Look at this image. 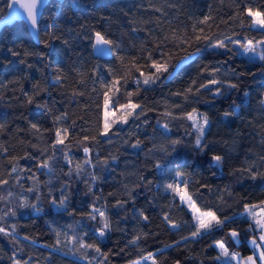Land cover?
I'll return each instance as SVG.
<instances>
[{"label": "trees", "instance_id": "1", "mask_svg": "<svg viewBox=\"0 0 264 264\" xmlns=\"http://www.w3.org/2000/svg\"><path fill=\"white\" fill-rule=\"evenodd\" d=\"M7 1L0 0V16L5 11ZM150 2L162 11L149 7ZM236 3L254 9L264 6V0H48L39 19L38 31L42 36L48 31H55V35L61 39L52 40L46 46L32 37L23 20H14L0 27V61L4 62L0 63V81L3 82L0 85V122H8V130L0 132V143L8 148V153L0 152V178L8 180L7 184L0 185V197L5 198L0 199V216L9 209L16 212L15 216H4L0 225L10 232L11 226L17 225L14 234L20 241L17 245L10 237L0 234V264H12V253L18 247H22L23 251L17 252L16 258L27 260L29 264H88L79 253L72 254L50 247L55 243L57 231L66 233L67 237L87 233V242L99 243L103 251L112 249L117 252L118 255L110 257L109 264H127L129 260L148 252L154 254L158 264H174L176 260L181 264H225L224 261L212 259L218 255V249L214 246V241L218 240H223L229 251H237L242 256L252 252L249 239L256 236L257 231L247 230L251 217L244 212V205L258 204L264 200V178L252 180L246 172L236 170L247 168L255 162L254 170L264 171V163L260 160L264 156V131L261 128L264 125L261 115L264 109L259 103L264 98V71L260 70L261 62L258 59L249 62L245 56L224 54V49H213L205 44L191 61L178 67L172 78H162L156 84L144 85L139 95L131 97L133 103L152 109L139 121L123 125L119 134L102 137L99 143L87 141L77 144L83 136L95 135L103 129L106 91L103 85L113 79V74L106 67H101L96 75H92L89 69L93 65H109L119 76L124 69L117 55H124L139 58V64L144 66L141 71L149 72L151 69L146 65L150 61L144 59L148 55L144 49H153L152 58L156 60L160 59L161 52L178 51L171 41L156 51V40L172 28L186 30L191 36L193 24L208 14L210 9L214 16V20L209 22L211 31H216V25H219L221 39L223 35L231 36L233 32L238 35L232 38L242 43L248 38H264V32L252 28L247 19L243 28L238 20H228L233 15ZM224 20H228L227 25L222 23ZM53 21L59 29L49 28ZM82 24L88 27L81 29ZM203 27L206 32L209 31L207 26ZM92 29L106 31L120 45L117 52L104 58L95 55L91 41L84 38L91 34ZM69 30H72L71 34ZM64 40L70 43L65 44ZM20 45L36 53L42 52L44 56H13L9 49L19 50ZM25 59L27 63H21ZM222 61L227 63H219ZM171 63L175 64L176 58ZM204 64L217 66L220 72L214 77L207 72L198 77L200 66ZM73 68L86 74L83 82H79L81 78L77 72L71 71ZM56 69L65 70L68 76L67 90L53 88L50 92H40L36 97L37 103L26 104L24 94H33L37 81L48 86ZM18 76H26L27 79L9 83ZM136 77H139V72L133 70L127 84L121 81L119 91L115 95L109 93L114 107L128 103L126 93L135 92ZM193 78H197V84L213 78L225 82L221 85L222 94L202 90L198 96H190L188 100L173 95L178 90L183 91ZM228 82L239 84V89H229ZM72 87L82 94L73 96ZM245 92L249 95L245 96ZM45 102L48 107L41 106ZM166 105L169 107L166 108ZM172 105L180 107H170ZM193 107L207 113L210 120L203 140V152L195 146L196 131L191 127V121L161 115L168 110L178 116L191 111ZM49 108L52 109L51 113ZM225 111L236 112L237 115L224 117L222 113ZM64 113H67V119L54 125L53 116ZM145 119L147 124L143 123ZM29 122L37 123L41 129H68L69 140L66 143L72 146L67 153L55 152L50 162L51 174L47 169L37 171V164L43 158L40 149L48 148L45 156L52 153L50 145L55 134L44 132L41 138L40 133L29 131ZM164 123H169L168 129L162 127ZM137 138L144 143L139 149H134L130 145ZM177 138H181L183 143L172 151V146L166 142ZM109 139L111 143L105 142ZM125 140L127 144L123 143ZM153 145L157 147L153 148ZM84 147L91 150L88 155L93 165L86 166L81 175L75 171L71 176L66 175L76 162L85 159ZM25 151L35 159H21L19 167L31 169V172L18 170L16 174L8 175L12 166L7 163V156H22ZM110 154L117 159L109 160L106 166L96 163L98 157L103 159ZM212 154L224 157L220 167L213 166L210 160ZM65 155L73 161L72 165L66 162ZM158 163L159 169L156 168ZM177 171L191 173L187 177L188 191L202 211H214L221 219L224 216L232 217L222 230L198 237L190 236L195 231L191 210L181 204L178 196L173 199L163 188L165 183L173 182L172 177ZM17 174L20 176L19 182L15 178ZM91 174L98 179L93 181ZM31 175H35L36 181L29 178ZM147 181H152V184L148 185ZM137 184L140 186L136 187ZM29 188L37 190L29 192ZM129 191L134 199H128ZM63 196H67V201L60 208L59 201ZM24 197L30 206L21 208L20 202ZM53 199L57 204L52 203ZM117 200L128 202L118 208L114 207ZM93 205L112 221V229L102 241L96 234L97 222L81 216L92 210ZM141 211L149 217L147 222L139 219ZM165 213L177 223V227L173 228L164 221ZM69 225L72 227L69 228ZM233 228L240 233L238 243L225 235ZM141 231L149 234L147 238L141 237L137 244H131L130 241ZM181 237L188 239L182 240ZM60 239L68 247L75 243H68L64 236ZM173 241H178V244H173ZM88 254L89 257L95 255L91 250H88ZM141 264H152V261H142Z\"/></svg>", "mask_w": 264, "mask_h": 264}, {"label": "snow or ice", "instance_id": "2", "mask_svg": "<svg viewBox=\"0 0 264 264\" xmlns=\"http://www.w3.org/2000/svg\"><path fill=\"white\" fill-rule=\"evenodd\" d=\"M223 2V0H221ZM42 3V0H26L25 3H23L21 6L27 11V19L30 22L32 29L34 30L35 39L38 42L44 43L46 46L50 44L52 40L55 39H61L62 37H58L55 35V31H48L43 36L41 35V32L38 31V16H39V7ZM11 7V5H9ZM149 7H152L155 9V11H162L160 8H156L154 3L149 4ZM264 6L261 8L254 9L251 6H241L240 3L235 4V10L233 12V15L228 18V20L231 21H239V25L241 28L245 25V20L247 19L249 25L252 28H259L262 32H264V10H262ZM214 20V16L212 14V11L210 9L209 13L204 15L202 19L196 21L192 26V34L189 36L188 32L185 31H179L176 28L170 29L169 32L165 33V35L156 40V51L160 50L161 46L166 45L169 41L173 42L175 47L178 49V51H167V52H161L160 59L156 60L152 58V52L153 49H144V51H147L148 55L144 57L145 60L150 61L146 65L148 69H151L149 72L141 71V68L144 67L139 64L137 57H126L124 55H117V60L119 61L121 67L124 69L123 73L119 76L116 75L115 69H113L109 65H100L95 64L93 65L89 71L92 75H96L101 67H106L107 70L113 74V79L108 83L103 85V87L106 89L104 91V114H103V129L102 131L98 132L95 135H85L82 137V139L77 141V144H82L87 141H92L95 143H99L100 138L102 137H110L111 135H117L121 132L123 125H128L130 122L139 121L142 116L145 115V113L149 110L147 106L143 104H136L131 101V97L134 95H139L141 87L144 85H153L156 84L158 81H161L163 79H169L173 77L174 70L179 67L180 64H183L185 62L191 61L194 56L197 55L198 52H200L201 47L203 45H207L208 47H211L213 49H224V54H231V55H241L248 58L249 62H255L257 59L261 62V71H264V38L254 40V38H248L245 42H241L239 39H233V36L238 35V33L233 32L231 36L229 35H223V38H220V27L219 25H216V31H211L212 25L209 23L210 21ZM228 20L222 21L225 25L228 24ZM143 23H148L149 21H142ZM157 23H159V18H157ZM207 26L209 31H205V27ZM88 27L86 24L80 25L81 29H84ZM49 28L51 29H59V26L53 23L49 25ZM72 30H69V33L71 34ZM85 39H88L91 41V46L93 50L98 52L100 55H109L112 53L117 52V50L120 48V45L111 39L106 31H100L92 29V32L90 35L85 36ZM65 44H69V40H64ZM235 49V51H234ZM9 51L12 52L13 56H19L23 55L25 58L28 56H44V53H36L27 47H24L23 45L19 46V50H12L9 49ZM173 58H176V63L173 64L171 61ZM0 63H4L0 61ZM21 63H27L26 59L22 60ZM219 63H227V61H222ZM29 68L33 67V65H27ZM135 70L136 72H139V77L134 78L136 83V90L135 92H127L126 95L129 97V101L127 104L120 105L119 108H116L112 111H109L110 106V96L109 93H112L115 95L119 91V85L121 84V81H123L124 84H127L128 79L132 78V71ZM71 71L77 72V74L80 76V81L83 82L85 78V73L80 72L79 69L73 68ZM209 73L211 76H216L220 72V68L217 66H213L211 64H204L200 66V73H198V77L203 73ZM234 72V70H233ZM27 79L26 76H18L13 81H9V83H16L21 82L22 80ZM51 83L48 86H45L40 81H37L34 84V92L33 94L29 95L25 93V103L26 104H34L37 103L36 97L39 95L40 92H50V89H56L58 91H65L67 90L66 82L68 80V76L64 69H56L55 75L50 77ZM2 81H0V85H2ZM225 83L219 79H209L206 83H200L197 84V78H193L189 85L183 89V91H176L173 93L175 96H181L184 100H188L190 96H198L202 90L214 93L215 95H221V85ZM227 87L231 90H238L239 84L237 83H227ZM72 95H81L82 93H79L75 87H72L71 89ZM245 96H248L249 94L247 92L244 93ZM261 108L264 109V98L260 100ZM233 105H235V101H233ZM43 107H48L47 103L45 102ZM169 107L166 105V108ZM170 107L179 108L180 105H172ZM49 112H52V109H48ZM164 117H169L171 119H186L188 121H191V127L195 129L196 131V139H195V146L196 148L203 152L204 151V144L203 140L205 137V133L208 130L210 126V120L207 115V113H201L199 110L195 107L191 109V111L188 112H182L180 115H174L172 111H164L162 114ZM236 112H228L225 111L222 113V116L224 117H230V116H236ZM262 117H264V111L261 113ZM67 119V113H64L62 115H54L53 116V124L55 125L57 122ZM144 124H147V120L145 119L143 121ZM7 121L0 122V132L7 131ZM139 127V125H137ZM164 129L169 128V123H164L162 125ZM262 131H264V125L261 126ZM17 131H20L19 129ZM29 131H33L34 133H40L41 138H43L44 132H54L55 139L50 145L52 149V153L45 156L46 153H48V148H42L40 149L41 158L37 164V171L41 169H47L49 171V174L52 173L51 168V161L54 159V155L56 151H62L64 153L68 152V149L72 146L70 143H66V141L69 140V133L67 128H60V127H54L53 129H41V127L37 123L29 122ZM105 142L111 143V140H106ZM21 143H24L21 141ZM123 143L127 144L128 141L125 140ZM144 142L137 138L134 143H132L130 146L134 149H139L141 145ZM167 144H170L172 146V151L176 150V146L183 143V140L181 138L168 140L166 142ZM227 143V142H225ZM264 143V141H262ZM34 148H38V145H31ZM157 147L156 145H153V148ZM161 148H163V145H160ZM90 149L88 147H84V153H85V159L83 161H79L75 163L74 168H69L68 173L66 175L71 176L73 171L77 175H81L84 171L86 166L93 165V160L89 157ZM151 152V150H149ZM0 152L8 153V148L4 146L3 143H0ZM35 159L31 156V154L27 151L24 152V154L21 155H8L7 156V163L10 164L11 171L8 173V175L16 174L19 170V172H31V169L26 168H20L19 167V161L21 159ZM117 157L115 155H109L108 157H104L103 159H100L99 157L96 160L97 164L100 165H108L109 160H116ZM224 157L217 154H212L210 157V160L215 167H220L222 164ZM65 160L69 165L73 164V161L65 155ZM260 160L262 163H264V156L260 157ZM255 162L248 165L247 168L238 169L236 171L246 172L252 180H256L257 178H264V171H260L259 169L254 170ZM156 168H160V164L158 163L156 165ZM191 175V173H186L183 171H177L174 176L172 177L173 182H168L163 185V188L165 192H168L171 194L172 198L175 199L177 196L179 197V200L181 204H186L187 207L191 210L193 220H194V228L195 231H192L190 233V236L192 237H198L203 236L204 234L211 233L215 230H222L226 223L230 222L232 220V217L224 216L222 219L217 216L216 212L214 211H201L199 206H197L196 201L192 199V194L188 191V184L189 180L187 177ZM16 180L19 182L20 176L16 175ZM33 181H36L35 175H31L29 177ZM91 178L93 181L97 180L98 177L95 176V174H91ZM8 183L7 179L0 178V185H5ZM148 185L152 184V181H147ZM183 185V186H182ZM140 185L137 184L136 187H139ZM64 187V185H62ZM127 187V186H125ZM201 187H211L208 185H201ZM225 189L227 190V186H225ZM36 188H29L28 191H36ZM89 191H91V187L89 186ZM199 191V189H197ZM229 194H231L229 192ZM11 195V193L9 194ZM109 195H115V193H109ZM128 199H134L132 196L131 191L128 192ZM0 199H5L4 197H0ZM39 199V197H38ZM96 199H101V197H96ZM221 201L223 200V197H220ZM67 201V196H63L59 201V207L63 208L65 203ZM128 200H117L114 207L122 208L124 204H126ZM53 204H57V201L55 199L52 200ZM30 206L27 203V198L24 197L21 199L20 207H28ZM34 207V205H32ZM260 208V211L257 212L256 209ZM244 212L248 213L251 217L249 223H248V229L249 231L255 230L259 232V237L257 240V237L253 236V238L249 241L253 245V254L248 256H242L241 253L235 252V251H229V249L225 246V243L223 240L214 241V246L218 249V255L213 257V260L218 261H224L225 264H232L233 261H235V264H257V261H259V264H264V200L259 201L258 204H245L244 205ZM12 215L15 216L16 212L13 209H9L8 212H5L3 216H0V221L4 219V216ZM82 217L86 216L88 220L95 221L98 224V227L96 228V234L99 238V240H103L107 233L111 231L112 229V221L111 219L102 211H99L93 205L92 210H90L88 213L81 214ZM139 219L142 221L147 222L149 220V217L144 215L141 211L139 214ZM164 221H166L171 227L175 228L177 227V223L169 216V214L165 213L163 216ZM17 225L13 224L11 226L12 231L10 232L7 227H4L0 225V234H3L6 237H10L12 242L19 245L20 241L16 239L15 236V230ZM69 228L72 227V225L68 226ZM149 234L146 232H139L137 235L134 236V238L130 241L131 244L135 245L137 242L141 239V237L147 238ZM226 236L230 237L234 242H239L240 233L237 229L233 228L230 229L228 233L225 234ZM61 236H64L65 239L68 241V243L75 242L72 247H68L67 244H62V241L60 239ZM87 236V233H83L79 236L73 235L71 237H67L66 233L57 231L56 232V240L55 243L50 245V247L59 250V251H66L70 252L72 254L79 253L83 259L88 261V264H109L110 257L114 255H118L117 252H114L112 249H109L108 251H103L100 247V244L97 242H87L85 240V237ZM25 239H32L31 237H25ZM182 240H187L188 237H181ZM173 244H178V241H173ZM88 250H91L95 253V255H92L89 257ZM23 248L18 247L15 251L12 253V264H29V261L18 259L17 252H22ZM121 252L124 251V249H120ZM159 251V250H158ZM152 261V264H158L156 261V258L152 252L146 253V255L138 256L135 260H129L127 264H141L142 261ZM174 264H181L179 260H176Z\"/></svg>", "mask_w": 264, "mask_h": 264}, {"label": "water", "instance_id": "3", "mask_svg": "<svg viewBox=\"0 0 264 264\" xmlns=\"http://www.w3.org/2000/svg\"><path fill=\"white\" fill-rule=\"evenodd\" d=\"M47 1L48 0H42V3L40 5V7H39L38 20L40 19L42 10H43L44 6L46 5ZM25 2H26V0H8L6 8H5V11L0 16V27L3 26V25H6V24H9V23L13 22L14 20H23L26 23V25H27V27L29 29V32L31 33L32 37L35 39L34 30L32 29V26H31L30 22L27 19V11L21 6ZM9 5H11V7H9ZM93 52H94L95 55H98V56L103 57V58L111 56V54H109V55H100L95 50H93ZM177 69H178V67L174 70V72Z\"/></svg>", "mask_w": 264, "mask_h": 264}, {"label": "crops", "instance_id": "4", "mask_svg": "<svg viewBox=\"0 0 264 264\" xmlns=\"http://www.w3.org/2000/svg\"><path fill=\"white\" fill-rule=\"evenodd\" d=\"M256 211L259 212V211H260V208L258 207V208L256 209ZM255 237H257V240H258V237H259V232H258V231H257V235H256ZM252 238H253V237H252ZM252 238H251V239H252ZM251 239H249V241H250ZM258 242H259V240H258ZM250 246H251L252 252L249 253V254H247V255H245V256H248V255H252V254H253L254 249H253V245H252L251 243H250ZM257 264H259V261H257Z\"/></svg>", "mask_w": 264, "mask_h": 264}, {"label": "rangeland", "instance_id": "5", "mask_svg": "<svg viewBox=\"0 0 264 264\" xmlns=\"http://www.w3.org/2000/svg\"><path fill=\"white\" fill-rule=\"evenodd\" d=\"M110 96V95H109ZM114 109H116V107H114L113 105H112V103H111V101H110V106H109V111H112V110H114ZM186 205V204H185ZM202 211V210H201Z\"/></svg>", "mask_w": 264, "mask_h": 264}, {"label": "built area", "instance_id": "6", "mask_svg": "<svg viewBox=\"0 0 264 264\" xmlns=\"http://www.w3.org/2000/svg\"><path fill=\"white\" fill-rule=\"evenodd\" d=\"M235 252H237V251H235Z\"/></svg>", "mask_w": 264, "mask_h": 264}]
</instances>
